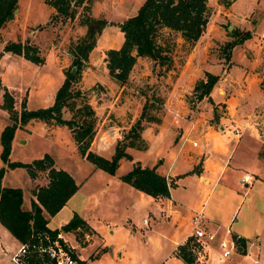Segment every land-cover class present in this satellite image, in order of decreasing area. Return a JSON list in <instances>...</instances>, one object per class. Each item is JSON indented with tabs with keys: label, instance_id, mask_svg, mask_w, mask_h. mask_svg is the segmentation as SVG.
<instances>
[{
	"label": "rangeland",
	"instance_id": "374dc122",
	"mask_svg": "<svg viewBox=\"0 0 264 264\" xmlns=\"http://www.w3.org/2000/svg\"><path fill=\"white\" fill-rule=\"evenodd\" d=\"M90 1L91 12L94 18H103L111 22H117L123 21L127 15L136 10V7L143 0ZM216 1L218 0H208V5L212 11L214 8L211 4L213 3L212 5L216 6ZM19 4V11L15 13L14 19L0 33V53L3 55L1 45H5L10 40L15 41L19 39L22 42L28 40L31 44L40 48L41 55L44 57V63L38 65L20 56H13L12 59L1 56L0 76L2 75L5 81L14 86L15 92L12 96L14 97V109L17 116L20 114L23 101H26L29 109H37L53 104L55 93L64 80V72L72 69L71 52L77 42V38L84 35L86 31L85 27L79 25L78 16L72 20H61L52 16L54 12H51L52 9L45 0H19ZM218 9L216 7L214 10L217 12ZM78 10L79 12L82 11L81 8ZM231 10L235 14H240L237 16L245 17L247 30H264V0H260L259 2L258 0H237L232 5ZM220 30V34H216L213 32L214 30H209L202 36L197 45L198 40L192 45H187L178 33L170 32V36L175 41V47L172 52V68L165 71L163 67L160 68L147 58H137L136 64L132 68L128 80L124 85H118L108 77L104 63L106 52L104 51V47H106L107 43L103 46L101 31L96 37L95 46L93 47L94 51L91 55V64H88L87 60L82 63L79 80L73 85L74 88L80 89L84 93L87 102H89L91 109L94 111L93 118L96 137L93 149L102 156L110 158L119 136L118 129L113 124L124 127L123 131H126L138 119L147 99L149 101L153 99L155 106L158 105L159 101L155 97H159L160 101H162L161 108L158 111H154L159 116L160 123L145 124L143 135L147 141V149L144 151L128 150L133 160H139L143 166H150L153 162H157L156 157H159L165 160V170L176 155L177 147L174 145L179 142L178 140L181 138V135L185 134L184 138H182L184 144L192 145L193 142H197L200 130L206 128L207 125L217 130L225 126L243 139H250V136L258 132L253 124H262L261 121L264 118L261 109L257 108L255 110V114L259 115L256 121L253 120V117L251 119L248 116L252 113L240 116L237 119L234 106L237 105L236 108H238V104L234 102H238L241 98L235 97L229 103L216 102L211 96H206L199 100L197 99V93L194 91L196 82L205 77V72L203 73L202 69L196 65V58L200 51L204 53L215 51L219 56L218 59H222L223 71L228 69L227 64L231 65L233 49L227 46V43L238 41L242 35L233 37V32L237 30V27H234L233 23L229 20H225L221 24ZM165 32L167 33L169 30ZM260 35H256L254 38L252 42L253 47L254 45L256 48L262 46ZM109 38L111 47L117 48L122 43L123 34L120 29H114V32L107 34L104 40L108 42ZM199 46L200 51H198ZM256 48V52L260 51ZM237 52L234 53L235 60H239ZM257 53L260 54V52ZM247 55L249 56L248 52ZM99 57L100 59H98ZM258 65L255 64L250 69H255L257 72L263 70ZM76 72L77 69H75L74 74ZM0 81L3 84L1 78ZM151 95H153L152 98H150ZM227 97L229 95L226 92L224 98ZM1 104L2 96L0 92V154L2 149L1 131L6 125L13 124L12 118H10V115L6 111L4 112ZM62 115L65 119L70 118V112L67 110H64ZM109 124L113 126H107ZM101 127L104 128L97 132ZM53 128L55 129L52 130ZM192 149L193 147L190 146V150H185V153L189 155V151H192ZM45 155L52 158L57 168L71 173L76 178V182L81 184L69 203V207L50 221L51 227L60 226L62 220L68 217L70 207H74V209L75 207L81 208L89 217L92 216L91 218L94 216L97 218L98 216L95 215L97 212H100L101 215L103 205L111 201L110 194L116 188L114 185L115 180L120 179L122 174L128 172L133 164L131 160H123L115 171V174H109L103 170L95 172L93 171V165L78 154L74 140L66 126L46 124L37 120L30 121L23 126L17 124L11 141L10 161L30 163ZM3 166L6 168V172H4L2 184L4 186L21 188L24 191L27 202L32 199L30 192L33 193L32 190L35 186H39L40 181L47 178L46 172L39 173L37 177L38 184L32 185L28 180L27 171L24 168L10 171L0 157V168ZM183 168L182 164L180 169ZM236 175L237 173L235 174V178ZM107 179H109L108 186ZM255 180L254 187L249 188L241 187L239 181V183L234 181L232 183L234 189L231 195L226 197L228 205L232 206L231 203H235V205L241 204V213L244 212L248 200H254V203L257 204L256 206L262 208L261 203H264V198L259 192L258 187L264 190L263 170L259 171V174L255 176ZM216 196L217 193L213 191L206 202V209L213 205ZM138 199L142 203L143 209L130 216L135 225L134 229L138 232L134 240L135 243L131 240H117L118 243H125L127 246L125 250H129L128 248L131 246L132 249L140 246L143 247V236L145 235V233L144 235L142 234L145 231V229H142L143 213L148 211L151 205L155 206V203L142 201L140 196H138ZM106 207H108L107 204ZM119 212L120 205L117 206L116 213L119 214ZM148 212L150 213L151 211ZM240 213L237 219H240ZM118 218H120L119 215H116L115 219L117 222L119 221ZM146 220H149L150 226L155 222V218L151 214ZM81 231L74 232L75 236L72 235V237L76 238L75 240L79 246H85L91 241V235ZM69 235L71 233L67 232L65 236L71 237ZM91 249L92 247L86 248L84 251L88 252ZM98 251L97 256L99 257L89 259V264L119 263L111 255L110 251L106 249L105 251ZM218 254L219 251L215 253V250L210 248V258L212 261L217 264H223L225 261H219ZM249 261L252 262L251 260ZM10 264L16 263L13 261ZM261 264H264V256Z\"/></svg>",
	"mask_w": 264,
	"mask_h": 264
},
{
	"label": "crops",
	"instance_id": "0c3cea01",
	"mask_svg": "<svg viewBox=\"0 0 264 264\" xmlns=\"http://www.w3.org/2000/svg\"><path fill=\"white\" fill-rule=\"evenodd\" d=\"M236 1L237 0H234L227 7L219 4L218 1L215 2L216 6L212 5L213 3L211 4L214 9L216 7L219 9L217 12L214 9L211 11L204 29L205 32L203 31L196 45L200 42L202 36H204L209 30H214L213 32L220 34L221 24H223L225 20L231 21L233 26L237 27L233 37L242 35L243 32H249V38L233 46L231 65L227 64L228 69H225L224 71L222 69V59H218V54L215 51H207L204 53L200 51V46L198 50L200 53H198L196 58L197 64H195L202 69L203 73L209 72L219 76L218 81L210 93L211 98H213L216 102L222 101L225 103H229V101L235 97H238V99L241 98V102L240 100H238V102H234L235 104H238V108H236L237 105L234 106V110L236 112L235 116L237 115L236 117L239 119L240 116L252 113L248 116H250L251 119L253 117V120L256 121V118L259 117V115L255 114V110L257 108L261 109L264 118V88L261 85V83H264V46L256 48L254 45L253 47L252 42L256 35L261 34L263 29L261 31L257 29L249 31L246 29L245 17L237 16L240 14H235V12L231 10L232 5H234ZM259 1L260 0H258V2ZM140 5L125 18L136 14ZM51 9V12H54L52 7ZM18 11L19 7L16 13ZM121 22L122 20L117 22L107 20V24L101 33L103 46L107 43L106 47H104V51L113 48L110 45V38L107 42L104 40L105 36L114 32V29L119 30L118 24ZM3 47L4 45H1V49ZM117 48H119V46ZM255 48L260 50L257 51L260 52V54L256 52ZM248 49L250 50L248 51ZM93 51L94 49L88 54V64H91L90 61ZM236 52L239 60H235L234 53ZM247 52L249 53V56H251L250 58L247 55ZM13 56L20 55L10 52H3L2 55V57L7 59H12ZM2 57L0 58V61L2 60ZM98 59H100V57ZM255 64H259L258 66H261L263 70L257 72L255 69H250V67L255 66ZM0 78L3 85H5L9 92L13 94L15 92L14 86L5 81L2 75ZM226 92L229 97L224 98V95L226 96ZM25 105L26 108L29 109L26 101ZM45 107L48 106L40 108ZM261 122V125H259V123L253 124L257 128L258 132L250 136V139L238 137V134L234 133L225 126L220 127L219 130L210 125H207L206 128H202L198 134L196 146L193 144H184L182 138H184L185 134H182L181 138L178 140L179 142H177L178 144L176 143V145H174L177 147L176 155L165 170V160L160 159L159 157H156L157 162H153L149 166L155 167L159 174L165 176L168 181L173 182L174 185L170 188L169 197L153 198L123 182L121 179H116L114 183L116 188L110 194L111 201L103 205V208H101V215L100 212L95 213V215L98 216L97 218H95V216L93 218H91L92 216L89 217L81 208L75 207L74 209V207H70L68 217L62 220L60 226L51 227L50 221L60 214V212L69 207V203L75 195L73 194L67 203L54 216L45 214L48 218L47 225L50 229L60 230L61 227L72 218L74 213H77L87 223L90 230V233L87 234L91 235V241L85 246L78 245L75 240L76 238L74 239V237H72L74 232H68L71 233V235H69L71 237L65 236L67 232L61 230L59 232L60 236L71 246L74 254L81 261H83L84 264H89V259H96L99 257L97 256V252L99 253L98 250L105 251V249L110 251L111 255L118 260V264H185L176 256L177 247L184 244L191 236L193 229L191 217L195 211L201 209L206 217L204 220L205 229L207 231L218 230L216 240L210 242L208 244L210 246H206L207 254L204 264H217L210 258V248L214 249L216 253L219 251L218 241L222 238L229 239L233 237V235H239L244 238V245L250 241H260V247L254 249V252L258 255L257 264H261L264 256V203L262 204L259 201L262 208H258L256 206L257 204L254 203V200H248L244 212L240 213L241 204L235 205V203H231L232 206H229L226 201V197L230 196L234 189V187H232V183L234 181L240 182V178L245 173L251 174L255 177L259 174L260 170L264 171V120ZM113 125H115L118 129L119 139L123 133L124 127H120L116 124ZM113 125L109 124L107 126ZM103 128L101 127L97 132ZM67 130L69 131L68 128ZM95 137L96 135L94 136L90 146L93 151H95L93 149ZM190 146H192L193 149L192 151H189V155H187L185 150H190ZM123 160L120 161V164ZM182 164L184 168L180 169ZM17 168H9V170L12 171ZM97 170L101 169H97L93 165V171L96 172ZM236 173L237 175L235 178ZM69 174L76 182V178L71 173ZM28 180L32 185L38 184L37 178L31 179L28 175ZM43 180L40 181L39 186L46 185L47 178H44ZM256 180L252 181L248 185H242L240 182V185L241 187L247 188L254 187ZM108 181L109 179H107V186ZM76 183L80 188L81 184L78 182ZM258 190L264 198V190L260 187H258ZM213 191L217 193L215 202L210 208L206 209V202ZM30 194L31 198L35 199L31 192ZM138 196L141 197L142 201L145 200L146 203H155V206H150L148 210L151 211L150 213L148 211L143 213L144 218L142 220V229H145L142 233L143 235L145 233L143 236V247L140 246L132 249L131 246L128 248L129 250H125V247H127L125 243H118L117 240H131L135 243L134 240L138 232L134 229L135 225L130 216L134 215V213L142 211L143 209V205L139 201ZM30 201L31 200L28 202L26 201V196L23 191L24 209H28L30 207ZM106 204L108 207H106ZM118 205H120L119 214L116 213ZM239 213L241 216L240 219H237ZM150 214L155 218V222L151 226L149 225V220H147L146 224L143 222L144 219L150 216ZM116 215H119L120 217L118 218V222L115 219ZM226 228L230 230L229 233H226ZM20 244L21 243L3 225L0 224V264L12 263V257ZM90 247H92L91 251H84V249ZM223 264L255 263L247 260L243 252L237 251L233 253L231 257L226 259Z\"/></svg>",
	"mask_w": 264,
	"mask_h": 264
},
{
	"label": "trees",
	"instance_id": "16d2710c",
	"mask_svg": "<svg viewBox=\"0 0 264 264\" xmlns=\"http://www.w3.org/2000/svg\"><path fill=\"white\" fill-rule=\"evenodd\" d=\"M234 0H218V3L227 7ZM54 9L52 16L61 20L74 19L78 16L79 25L86 28L85 34L77 39L72 50V68L64 72L65 77L57 89L53 104L45 108L29 110L25 101L22 102L19 116L15 113L14 97L6 86L0 81V92L2 96L1 108L5 110L13 124L6 125L1 131V154L0 157L7 168H24L31 179L46 172L47 183L35 186L32 194L30 207L23 208V191L17 187L2 185V178L6 168H0V224L3 225L20 243H37L40 238L50 235L56 238L61 231L90 233L87 223L74 213L72 218L58 229L48 227L49 216H54L75 194L79 185L74 178L65 170L56 168L51 157L48 155L35 159L30 163L10 161L9 153L11 141L17 124L25 125L32 120L42 121L46 124L66 126L74 140L79 155L109 174H115L121 160L133 161L132 168L120 179L137 190L153 197H169L173 182L157 172L155 167L143 166L140 161H134L129 149L144 151L147 149V141L143 137L145 124H159L160 118L154 111L162 106L159 97L155 102L145 101L138 119L135 123L123 131L121 137L116 141L113 154L106 158L91 150V142L95 136L94 111L87 102L84 93L74 88L78 82L82 63L87 60L88 54L95 46L96 37L107 24L105 19H96L91 13L90 0H45ZM19 7V0H0V33L2 29L15 17V11ZM79 8L82 11L79 12ZM208 0H144L136 14L130 16L118 24L123 34V41L119 48H111L105 52V65L108 77L118 85H124L129 74L136 64L137 58H147L160 68L168 71L173 66L172 52L175 41L170 32L180 35L184 43L192 45L202 35L211 14ZM169 30V32H165ZM234 31L233 33H235ZM249 32H243L238 41L228 42L232 47L249 38ZM3 52L17 54L35 64H43L44 57L38 46L31 44L28 40L8 41ZM2 53H0V57ZM219 76L205 72V77L196 82L194 91L197 99L209 97L218 81ZM264 88V83H261ZM151 95L150 98H152ZM155 100V101H156ZM70 112V118H63V111ZM79 237V235H78ZM236 237V235H233ZM193 238L190 236L184 244L177 247L176 256L185 264H193L194 257L190 251ZM237 245L244 247L245 239L239 237ZM73 256H76L74 252ZM40 256L36 248L30 249L25 264L38 262ZM82 264L83 261H81Z\"/></svg>",
	"mask_w": 264,
	"mask_h": 264
},
{
	"label": "built area",
	"instance_id": "2783aa9c",
	"mask_svg": "<svg viewBox=\"0 0 264 264\" xmlns=\"http://www.w3.org/2000/svg\"><path fill=\"white\" fill-rule=\"evenodd\" d=\"M260 41L262 46H264V30L261 32ZM196 146L197 142H193ZM255 180V177L251 174L245 173L241 178L240 182L242 185H248ZM206 219L203 211L198 209L195 211L191 217L193 229L191 237L193 241L190 245V251L194 257L193 264H204L207 254L206 246L208 243L213 242L217 238L218 230L207 231L205 229L204 220ZM144 224L147 220L144 219ZM226 233H229L228 228L225 229ZM236 237H231L229 239L222 238L218 241L219 261H225L231 255L237 251L243 252L244 256L251 260L253 263H258V255L254 252V249L260 247V241H250L244 245V247H239L237 245ZM36 248L40 256L38 262L32 264H82L81 260L77 256H73L72 248L68 242L63 239L60 234H57L56 238H51L50 235H45L41 237L37 243H21L12 257V261L16 264H25L24 258L27 257L30 249ZM243 249V251H242Z\"/></svg>",
	"mask_w": 264,
	"mask_h": 264
},
{
	"label": "water",
	"instance_id": "95a60500",
	"mask_svg": "<svg viewBox=\"0 0 264 264\" xmlns=\"http://www.w3.org/2000/svg\"><path fill=\"white\" fill-rule=\"evenodd\" d=\"M15 13H16V11H15ZM71 72H72V73L75 72V67H73V68L71 69Z\"/></svg>",
	"mask_w": 264,
	"mask_h": 264
}]
</instances>
